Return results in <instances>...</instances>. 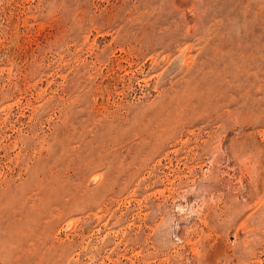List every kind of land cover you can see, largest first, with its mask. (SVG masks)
Segmentation results:
<instances>
[{
	"label": "rangeland",
	"instance_id": "1",
	"mask_svg": "<svg viewBox=\"0 0 264 264\" xmlns=\"http://www.w3.org/2000/svg\"><path fill=\"white\" fill-rule=\"evenodd\" d=\"M0 264H264V0H0Z\"/></svg>",
	"mask_w": 264,
	"mask_h": 264
}]
</instances>
